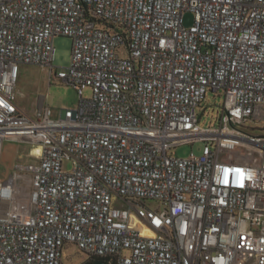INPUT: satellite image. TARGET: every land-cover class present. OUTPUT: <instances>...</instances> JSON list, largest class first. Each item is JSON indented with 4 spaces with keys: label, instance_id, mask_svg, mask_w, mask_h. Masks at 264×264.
Masks as SVG:
<instances>
[{
    "label": "built area",
    "instance_id": "1",
    "mask_svg": "<svg viewBox=\"0 0 264 264\" xmlns=\"http://www.w3.org/2000/svg\"><path fill=\"white\" fill-rule=\"evenodd\" d=\"M22 64L77 108H20ZM208 91L223 102L204 127ZM263 120L264 0H0V155L29 158L0 178V264H62L68 243L108 264H264V133L247 125Z\"/></svg>",
    "mask_w": 264,
    "mask_h": 264
},
{
    "label": "rangeland",
    "instance_id": "2",
    "mask_svg": "<svg viewBox=\"0 0 264 264\" xmlns=\"http://www.w3.org/2000/svg\"><path fill=\"white\" fill-rule=\"evenodd\" d=\"M193 21V14L185 12L184 24L190 25ZM72 40L68 36H56L53 39L55 47V55L53 60V72L60 68H64L69 64ZM21 90L23 92L20 93ZM15 92L17 97L22 101V105L28 111H33L36 104L49 106L51 109V117H58L64 109H76L79 100L77 89L68 83L61 81L46 69L33 64H22L19 67L18 78L15 84ZM89 89H84V95H89ZM223 102V95L208 91L199 109V124L201 126H209L215 121L216 112L220 110ZM248 131L254 134L264 133V120L251 122ZM258 127V128H257ZM263 128V129H260ZM205 142L196 141L194 143H183L169 151V154L177 157H187L193 152L200 155L204 151ZM27 144L22 142L4 141L2 145V153L0 155V178L7 176L16 160L20 151H23ZM64 168L69 169L71 164L65 162ZM87 259L85 253L79 250L73 244H65L63 247L62 264H83Z\"/></svg>",
    "mask_w": 264,
    "mask_h": 264
},
{
    "label": "crops",
    "instance_id": "3",
    "mask_svg": "<svg viewBox=\"0 0 264 264\" xmlns=\"http://www.w3.org/2000/svg\"><path fill=\"white\" fill-rule=\"evenodd\" d=\"M18 91H20V93H22L23 94V92L21 91V90H18ZM16 104L20 107V108H22L23 110H25L26 112H28V113H31V111H28V110H26L25 108H24V106L22 105V101L20 100V98L19 97H17L16 96ZM38 106H40V104H36V106L34 107V109L36 108V107H38ZM33 109V110H34ZM25 151H26V148L23 150V151H20L19 153H18V155H17V157L18 158H21V156H22V158L24 159V160H28L29 158L25 155Z\"/></svg>",
    "mask_w": 264,
    "mask_h": 264
},
{
    "label": "trees",
    "instance_id": "4",
    "mask_svg": "<svg viewBox=\"0 0 264 264\" xmlns=\"http://www.w3.org/2000/svg\"><path fill=\"white\" fill-rule=\"evenodd\" d=\"M96 259H98V258H96L94 256H89V257H87L86 261L83 264H92V262Z\"/></svg>",
    "mask_w": 264,
    "mask_h": 264
},
{
    "label": "water",
    "instance_id": "5",
    "mask_svg": "<svg viewBox=\"0 0 264 264\" xmlns=\"http://www.w3.org/2000/svg\"><path fill=\"white\" fill-rule=\"evenodd\" d=\"M92 264H108V263L102 259H96L92 262Z\"/></svg>",
    "mask_w": 264,
    "mask_h": 264
}]
</instances>
